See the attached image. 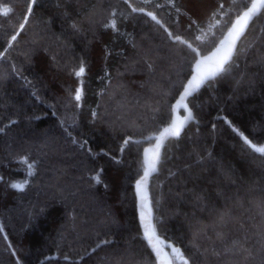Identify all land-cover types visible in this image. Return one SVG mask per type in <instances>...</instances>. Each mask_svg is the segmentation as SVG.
Wrapping results in <instances>:
<instances>
[{"label": "trees", "instance_id": "obj_1", "mask_svg": "<svg viewBox=\"0 0 264 264\" xmlns=\"http://www.w3.org/2000/svg\"><path fill=\"white\" fill-rule=\"evenodd\" d=\"M253 1L0 0V264H157L135 183L197 58L177 37L206 54ZM190 105L156 232L190 264H264V11Z\"/></svg>", "mask_w": 264, "mask_h": 264}, {"label": "water", "instance_id": "obj_2", "mask_svg": "<svg viewBox=\"0 0 264 264\" xmlns=\"http://www.w3.org/2000/svg\"><path fill=\"white\" fill-rule=\"evenodd\" d=\"M254 2V1H253ZM253 4V3H252ZM252 4L244 10L234 21L233 25L225 35V37L222 39V41L214 47L210 52L203 54L198 48H196L192 43L187 42L186 40L179 38L181 42H183L185 45H187L197 56L193 68H192V74L190 75L189 79L187 80L182 92L178 96V98L175 100V102L172 105V119L168 125L163 127L161 131L155 135H152L148 138L141 139L140 141H153L152 144L145 147L143 151V163H144V171L143 175L136 181L135 183V195H136V201H137V215H138V221L139 225L142 231V236L144 240L146 241L147 245L149 246L157 264H175V262L181 264L184 263V261H187V264H190L188 259L184 257L183 251L181 248L176 247L174 244L168 243L164 238L158 236L156 229H155V221H154V209L152 206V200H151V193H150V184L151 180L158 174L159 172V163L162 159V154L165 145L171 138H181V136L185 133V131L188 129L189 125L195 120L194 113L192 110V107L190 105V100L200 91V89L211 80L215 79L219 75H217L214 78H208L206 79L198 88L194 86H190L191 82L193 81V77L197 75V64L198 62H204L200 64V68L202 69L205 67L207 63H211L213 60H215V56H213L214 53H218V49L222 50L224 46L232 39V37L229 35L230 30L235 32L236 29L243 28V32L240 35L239 39L236 41V46L234 49V53L232 58L229 60L228 63L225 64L226 67L234 60L237 51L239 49L240 43L244 39V37L247 35V32L253 23L257 19V17L264 11V4H258L257 8L252 11L248 17L244 18V13L248 12V10L251 8ZM148 15L158 24H162V22L152 13H148ZM239 19V23H237ZM246 21V22H245ZM205 57L211 58L208 61H205ZM187 90V93L186 91ZM183 97V99H181ZM190 114V115H189ZM173 126H179V134L178 135H170L168 132L165 131V129L171 128ZM159 139L160 146L157 150L156 148V141ZM147 150V151H146ZM155 154V163L152 167L148 166V162L153 159ZM145 172H147V175H145ZM16 185H19L20 187H17L18 190H22L25 186V183L17 182ZM145 222H151V224L154 226L155 232L154 235L149 241L147 238L144 237V229L142 225ZM174 249H178L179 251H174Z\"/></svg>", "mask_w": 264, "mask_h": 264}, {"label": "snow or ice", "instance_id": "obj_3", "mask_svg": "<svg viewBox=\"0 0 264 264\" xmlns=\"http://www.w3.org/2000/svg\"><path fill=\"white\" fill-rule=\"evenodd\" d=\"M32 2L35 3V0H32ZM258 4H264V0H254L253 4H252L251 8L248 10V12L244 13V18L248 17L249 14L257 8ZM28 11L30 12L31 9L29 8ZM134 11H135V9H134ZM153 19H155V17H153ZM237 23H239V19H238ZM22 27H23V25H21V28ZM106 27H111V28L115 29V22H113L110 25H106ZM242 32H243L242 27L239 29H236L235 32L230 30L229 35L232 37V39L224 46V48L222 50L218 49V53H219L218 55H217V53L213 54V56L216 57L215 60H213L211 63H207L205 65V67H203L202 69L200 68V64L204 63V62H198V64H197V69H198L197 75L193 77V81L191 82L190 86H194V87L198 88L206 79L214 78L217 75L222 74L226 71L225 64L228 63L229 60L232 58L233 53H234V49L236 46V41L239 39ZM169 35H171V33H169ZM12 39L15 40L16 36L13 35ZM177 39H179V38L177 37ZM222 43H224V42L222 41ZM210 59L211 58H209V57H205V61H208ZM83 71H84V69L81 68L80 71L76 73V75L79 76ZM185 91L187 93V90H185ZM76 98H77V100L80 99L79 94L77 95ZM181 99H183V97H181ZM165 131L168 132L170 135H178L179 134V126H173L171 128L165 129ZM245 143L248 144L249 147H251L255 152L264 154V146L253 145L246 138H245ZM159 146H160V141H159V139H157V141H156L157 150L159 149ZM154 163H155V154H154L153 159H151L148 162V166L152 167L154 165ZM145 175H147V172H145ZM14 187H20V186L15 185ZM142 227L144 229V237L147 238L149 241H151V239L154 235V232H155L154 226L151 224V222H145L142 225ZM105 243H107V242H105ZM235 243L236 242H234V244ZM174 251L178 252L179 250L174 249ZM184 264H187L186 260L184 261Z\"/></svg>", "mask_w": 264, "mask_h": 264}, {"label": "rangeland", "instance_id": "obj_4", "mask_svg": "<svg viewBox=\"0 0 264 264\" xmlns=\"http://www.w3.org/2000/svg\"><path fill=\"white\" fill-rule=\"evenodd\" d=\"M245 139V138H244ZM256 146H264V143L263 144H260V145H256ZM29 166L28 165H26L24 168H23V171H24V173L25 174H27L28 172H29Z\"/></svg>", "mask_w": 264, "mask_h": 264}]
</instances>
